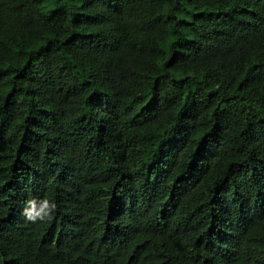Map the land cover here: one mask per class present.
<instances>
[{
    "label": "trees",
    "instance_id": "obj_1",
    "mask_svg": "<svg viewBox=\"0 0 264 264\" xmlns=\"http://www.w3.org/2000/svg\"><path fill=\"white\" fill-rule=\"evenodd\" d=\"M0 264H264V0H0Z\"/></svg>",
    "mask_w": 264,
    "mask_h": 264
},
{
    "label": "clouds",
    "instance_id": "obj_2",
    "mask_svg": "<svg viewBox=\"0 0 264 264\" xmlns=\"http://www.w3.org/2000/svg\"><path fill=\"white\" fill-rule=\"evenodd\" d=\"M56 209L57 204L54 200L45 197L37 201L32 198L25 202L21 215L31 223L46 222L53 219Z\"/></svg>",
    "mask_w": 264,
    "mask_h": 264
},
{
    "label": "rangeland",
    "instance_id": "obj_3",
    "mask_svg": "<svg viewBox=\"0 0 264 264\" xmlns=\"http://www.w3.org/2000/svg\"><path fill=\"white\" fill-rule=\"evenodd\" d=\"M44 9L47 10V7H45Z\"/></svg>",
    "mask_w": 264,
    "mask_h": 264
}]
</instances>
